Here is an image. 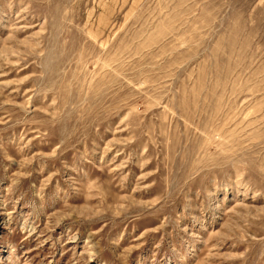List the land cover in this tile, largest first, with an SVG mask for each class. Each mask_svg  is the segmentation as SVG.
<instances>
[{"label":"rangeland","instance_id":"374dc122","mask_svg":"<svg viewBox=\"0 0 264 264\" xmlns=\"http://www.w3.org/2000/svg\"><path fill=\"white\" fill-rule=\"evenodd\" d=\"M0 264H264V0H0Z\"/></svg>","mask_w":264,"mask_h":264}]
</instances>
